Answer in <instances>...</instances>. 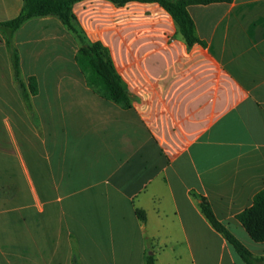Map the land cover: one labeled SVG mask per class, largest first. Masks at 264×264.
Returning a JSON list of instances; mask_svg holds the SVG:
<instances>
[{"label":"crops","instance_id":"obj_1","mask_svg":"<svg viewBox=\"0 0 264 264\" xmlns=\"http://www.w3.org/2000/svg\"><path fill=\"white\" fill-rule=\"evenodd\" d=\"M22 6L0 0V22ZM187 10L204 44L189 46L157 2L73 4L82 34L108 50L129 109L87 83L62 41L77 38L58 18H31L13 34L21 79L38 82L32 108L38 102L68 126L51 154L31 125L32 109L7 98L15 76L0 33V264H146L150 253L155 264H245L194 195L264 257V242L236 218L264 188V0ZM63 57L73 72H62ZM65 80L68 111L57 85Z\"/></svg>","mask_w":264,"mask_h":264},{"label":"trees","instance_id":"obj_2","mask_svg":"<svg viewBox=\"0 0 264 264\" xmlns=\"http://www.w3.org/2000/svg\"><path fill=\"white\" fill-rule=\"evenodd\" d=\"M20 14L9 21L0 22V33L10 50L15 82L21 97L28 109H32L31 96L38 93V82L30 77L25 82L20 77V58L18 50L13 45V34L29 19L36 17L54 16L63 26L76 36L80 46L75 54V60L85 75L87 83L107 100H110L124 109L132 107L131 97L123 87L122 81L116 72L108 50L99 42H90L82 34L75 23L72 13L73 4L81 0H22ZM123 6L130 1L157 2L164 7L179 25L180 31L189 46L195 43L204 44L195 34V24L187 7L193 4H207L220 0H109ZM193 198L201 213L211 224L213 229L220 233L233 247L245 264H261L264 257L255 256L215 215L207 198L194 195ZM137 216L146 220L142 210H136ZM248 235L254 242H264V188L255 194L253 204L236 216ZM74 264H77L76 260ZM146 264H155L153 254L146 255Z\"/></svg>","mask_w":264,"mask_h":264},{"label":"rangeland","instance_id":"obj_3","mask_svg":"<svg viewBox=\"0 0 264 264\" xmlns=\"http://www.w3.org/2000/svg\"><path fill=\"white\" fill-rule=\"evenodd\" d=\"M74 38L73 37L72 38L67 37L64 34L62 35L63 44H66V45L69 44L71 46L70 52L73 54V60L75 59V57H74L75 51L80 46L78 39H76V41H75ZM62 52L64 54L67 52V50L63 49ZM62 61H63L62 62L63 65H61L62 72H73V69H72L73 67L69 65V61L67 59H65L64 57H63ZM70 84H71V82H69L68 80L57 82V85H58L59 89L61 90L62 96H63L62 97L63 102H64L63 107L67 111L69 109V85ZM13 86H14L13 90H10L9 87H7V89H8L7 90V98L12 99L13 105L16 106L17 103H16L15 97L17 96V98L19 100H21V93H20L19 87L15 81L13 83ZM41 108L43 109L42 104L40 105V104H38V102L34 103L33 108L30 111V122H31V125H33V127H35L34 130L38 134V137L40 139H44L43 141L45 142V147H47V150H46L47 154H51L54 152L53 144H55L56 142L57 143L59 142V139L61 136L60 128L63 125L62 124L63 122L58 123L59 120L57 118H56V121H54L53 115L51 113H49L48 111H45V110L42 111ZM25 111H26V113L28 112L27 110H25ZM14 112L17 113V109H14ZM42 118H44V120L46 121L45 128H41V127L38 128V126L40 125V122H38V121L41 120ZM35 125H37V127ZM61 129H62V131L66 132V133L68 132V126H67V128H61ZM70 148L71 147L69 146L68 149H70ZM52 150H53V152H52ZM24 153H28V152L24 150ZM56 153H58V152H56ZM9 163H10V161H9ZM20 166L21 165H20L18 155L17 154L15 155V153H14V177L15 176L17 177V180H18L20 187L24 188L25 183H23L21 181V179L23 181H24V179L22 177ZM23 188H22V193H25V190ZM63 195H65V194L62 193V196Z\"/></svg>","mask_w":264,"mask_h":264}]
</instances>
